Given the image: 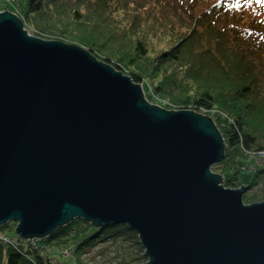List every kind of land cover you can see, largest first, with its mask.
Listing matches in <instances>:
<instances>
[{
    "label": "water",
    "instance_id": "1",
    "mask_svg": "<svg viewBox=\"0 0 264 264\" xmlns=\"http://www.w3.org/2000/svg\"><path fill=\"white\" fill-rule=\"evenodd\" d=\"M223 157L209 116L151 104L85 48L0 12V226L32 239L76 217L126 224L142 264H264V201L223 186Z\"/></svg>",
    "mask_w": 264,
    "mask_h": 264
},
{
    "label": "trees",
    "instance_id": "2",
    "mask_svg": "<svg viewBox=\"0 0 264 264\" xmlns=\"http://www.w3.org/2000/svg\"><path fill=\"white\" fill-rule=\"evenodd\" d=\"M14 1L11 11L32 35L85 48L146 85L151 104L209 116L224 141V157L211 171L224 187L245 186V193L258 187L248 201H264V17L251 14L254 0ZM246 170L252 177L243 184ZM14 226H0V264H53L47 242L69 246L62 252L68 256L79 247L131 238L139 251L113 264L146 261L138 234L126 224L96 227L76 217L36 241L2 230Z\"/></svg>",
    "mask_w": 264,
    "mask_h": 264
},
{
    "label": "rangeland",
    "instance_id": "3",
    "mask_svg": "<svg viewBox=\"0 0 264 264\" xmlns=\"http://www.w3.org/2000/svg\"><path fill=\"white\" fill-rule=\"evenodd\" d=\"M255 1V5L260 4L259 0H254ZM14 0H0V12L3 11H9L11 13V10L14 7ZM248 2V0H247ZM247 2H238L242 5H246ZM258 3V4H257ZM252 8V10H254V12H251V14H256L257 16H259L260 18L264 17V14L261 16V13L256 6L253 3L249 4ZM260 6V5H258ZM262 8V6H261ZM264 8V7H263ZM262 8V9H263ZM16 14V13H14ZM26 29V28H24ZM27 30V29H26ZM29 34L32 33V31L27 30ZM250 34V33H248ZM32 35V34H31ZM245 36V35H244ZM249 36V35H248ZM248 38H253L251 36H249ZM142 91H144V89L146 90V85L143 86L140 84ZM202 114V113H200ZM249 163H253L256 164L258 163L256 161L255 158H251ZM252 177V171L251 170H246L243 171L240 174V179L243 182V184H246ZM256 188H253L251 190H248L243 196H242V200L244 204H250V203H254V202H260V200L257 201H248L250 196H252V194L256 193V191H258ZM248 201V202H247ZM9 222H13V221H9ZM7 235L9 236H15V226L13 229H6L3 228L2 229ZM30 241H36L35 239H27ZM136 238H131L130 240H117L116 242H111L109 240L104 241V242H99L95 245H93L92 247H79L76 252H72L70 253L68 256H65L62 254V252L65 249L70 250L69 246L64 244H56V242L54 241L53 244H49L48 242L45 243V245L48 247V249L46 250L47 254L49 256H51L53 258V264H113L116 262H119V260L126 259L129 255H133L136 252L139 251L138 245L135 244L136 242ZM72 246V250H74L75 248V244H71ZM143 249V248H142ZM143 253V252H142ZM129 264H137V262H131Z\"/></svg>",
    "mask_w": 264,
    "mask_h": 264
},
{
    "label": "bare ground",
    "instance_id": "4",
    "mask_svg": "<svg viewBox=\"0 0 264 264\" xmlns=\"http://www.w3.org/2000/svg\"><path fill=\"white\" fill-rule=\"evenodd\" d=\"M145 250H146V248H143V253L145 252ZM143 253H142V254H143ZM143 257H145V259H146V261H145V262H143V263H147V262L149 261V258H148V257H146V256H144V255H143Z\"/></svg>",
    "mask_w": 264,
    "mask_h": 264
},
{
    "label": "built area",
    "instance_id": "5",
    "mask_svg": "<svg viewBox=\"0 0 264 264\" xmlns=\"http://www.w3.org/2000/svg\"><path fill=\"white\" fill-rule=\"evenodd\" d=\"M0 236H1V234H0ZM3 236V235H2ZM4 239H6L5 237H3Z\"/></svg>",
    "mask_w": 264,
    "mask_h": 264
}]
</instances>
